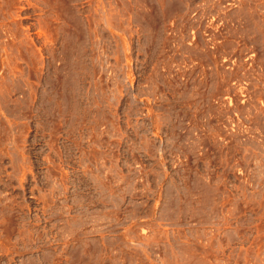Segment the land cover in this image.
I'll list each match as a JSON object with an SVG mask.
<instances>
[{
	"label": "rangeland",
	"instance_id": "374dc122",
	"mask_svg": "<svg viewBox=\"0 0 264 264\" xmlns=\"http://www.w3.org/2000/svg\"><path fill=\"white\" fill-rule=\"evenodd\" d=\"M0 264H264V0H0Z\"/></svg>",
	"mask_w": 264,
	"mask_h": 264
}]
</instances>
